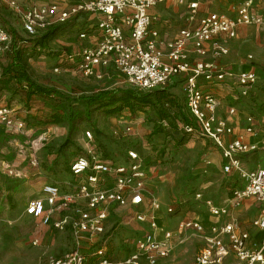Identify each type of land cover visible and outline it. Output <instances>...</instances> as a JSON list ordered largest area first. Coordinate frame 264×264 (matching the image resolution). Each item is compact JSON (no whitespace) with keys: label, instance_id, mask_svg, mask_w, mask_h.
Here are the masks:
<instances>
[{"label":"built area","instance_id":"obj_1","mask_svg":"<svg viewBox=\"0 0 264 264\" xmlns=\"http://www.w3.org/2000/svg\"><path fill=\"white\" fill-rule=\"evenodd\" d=\"M164 1L6 3L31 37L66 23L76 26L79 39L97 29L100 34L91 44L61 51L58 56L86 77L100 79L107 69H115L131 88L143 92L159 89L175 77L181 79L185 118L175 120L177 129L211 142L219 150L222 173L227 177L236 174L237 182L229 184L226 204L219 205L203 193H197L195 201H201L211 216L219 218L229 215V208L238 206L244 198H253L259 211L250 227L261 233L258 243L250 247V230L242 229L235 218L212 225L206 245L195 254L192 264H230L225 262L229 254L237 261L233 264H264V161L255 159L260 154L264 160V117L253 112L259 102L258 89L264 88V77L257 68L239 69L220 62V57L229 53L227 43L237 36L239 28L262 25L264 18L252 0L244 1L231 13L212 11L197 16L198 1L194 0L187 4L185 16L195 24L180 29L170 40H162L158 31L151 29L150 9ZM83 14L93 16L94 21L89 18L80 23ZM11 39L10 32L0 24V56ZM245 59L253 63L252 54ZM222 87H227V97L216 93ZM0 124L14 131L24 127L23 118L7 104L0 105ZM131 127L126 126L124 131L130 133ZM84 136L91 141L95 132L87 129ZM208 156L205 153L201 160L204 167L211 163ZM149 169L133 149H128L121 161L89 150L69 163L66 179L44 182L39 193L27 201L23 215L67 232L72 238L69 251L45 264H157L166 258L171 233L164 231L160 237L156 213L162 203L148 186ZM120 211H125L127 220L146 223V229L125 240L127 254L116 258L111 254L109 234L120 221L109 222V218ZM163 212L173 216L176 209L167 205ZM178 227L203 230L192 220H181Z\"/></svg>","mask_w":264,"mask_h":264},{"label":"rangeland","instance_id":"obj_2","mask_svg":"<svg viewBox=\"0 0 264 264\" xmlns=\"http://www.w3.org/2000/svg\"><path fill=\"white\" fill-rule=\"evenodd\" d=\"M7 1L2 0L0 4V24L10 32L12 39L0 56V76L2 67L11 59L14 46L21 52L30 79L47 92L35 94L26 102L23 93L4 88L0 83V103L16 109L24 121L20 131H5L0 127V263L45 264L72 248V238L67 232L43 225L39 220L23 215V210L44 182L66 179L69 163L78 156L87 155L89 150L112 161L124 159L128 149L137 151L150 166L152 194L159 201L172 203L182 218L194 219L203 214V207L195 201L197 193L217 200L228 192L229 184L237 183L236 177L222 173L219 150L211 142L177 129V108L165 103L171 113L167 118L149 106L134 112L124 108L116 115L105 113V108L90 97L103 90L131 88L125 76L115 69H107L100 79L82 75L70 63L58 59L61 51L71 50L59 40L69 32L77 35L76 29L72 31L73 23L31 37L23 31ZM24 1L26 4H45L49 0ZM72 1L65 0L66 3ZM189 1L193 0H180L174 6L175 11L169 10L165 14L168 20L180 24L177 32L185 26L180 13ZM197 1L200 12L207 13L232 10L246 0ZM252 1L264 13V0ZM156 22L158 20L154 18L151 25ZM246 53H254L258 59L262 56L260 62H264V50L257 51L255 46L244 43L237 50L238 58ZM55 67H58L57 71ZM168 85L169 93L183 105L182 92L172 89L175 82L172 80ZM219 90L225 91L217 88ZM258 92L259 102L253 112L264 117V88H259ZM128 125L132 126L130 133L124 131ZM87 129L95 132L91 141L84 136ZM205 153L211 161L206 167L201 161ZM255 159L264 161L260 154ZM243 219L246 221L244 215ZM238 220L242 221V217ZM121 224L115 225L110 231L111 236L109 234L111 254L116 257L127 254L124 241L136 232ZM195 249L192 246L187 252L191 255L187 264Z\"/></svg>","mask_w":264,"mask_h":264},{"label":"crops","instance_id":"obj_3","mask_svg":"<svg viewBox=\"0 0 264 264\" xmlns=\"http://www.w3.org/2000/svg\"><path fill=\"white\" fill-rule=\"evenodd\" d=\"M179 1L180 0H165L163 3H161L155 7H152L150 9L152 22H153L154 18H156L158 20V22H156L153 26L151 25V29H156L159 33V37L162 40H170V39L174 38L178 33L176 31V29L180 24L176 23V22H172L171 20H168L167 17H165L166 16L165 14L169 10L175 11L176 8L174 6H175V4L179 3ZM1 2H2V0H1ZM254 7H255V5H254ZM186 9H187V6L181 9L180 19H182L183 22L185 21L184 27L193 26L195 24V22L193 24V22H189L186 19V16H185L186 15L185 14ZM233 9L228 10V11H226V10H213V11H224V12L231 13L233 11ZM255 9L264 18V13L262 11H260L257 7H255ZM210 12H212V11H210ZM156 14L158 15L157 17L155 16ZM202 14H206V13H201L199 10V5H198L197 16H200ZM89 18H91L94 21L93 16L86 17L83 14L80 17L79 22L83 23L84 21L88 20ZM75 29H76V26L74 25L72 28V31H74ZM69 33L70 34H68V33L65 34L64 37L59 40V42L61 44L68 45V47L72 51L78 50L82 46H87V45L91 44L94 41V39L100 34L97 29H94L90 34H88V36L86 38L79 39L78 35H76L75 32H69ZM263 34H264V23L262 25H243V26H241L238 30L237 36L227 43L228 47H229V53L227 55L220 57V62H222L223 64H226V65L232 66L234 68H239V69L240 68H257L259 74L264 77V62H260V59L262 56L259 57V59H258V57L256 58L254 53H246L242 58L239 59L238 55H237V50L244 43L246 45L255 46L257 51H258V49H261V51H263L264 50V46L262 47V45H264ZM247 54L253 55V63H248V61L246 62L245 56ZM192 56H194V55L192 54ZM195 58H197V57H195ZM173 81L175 82V85L172 87V89H175L176 92H182V94H183L181 79H179L178 77H175L173 79ZM222 88L225 91L219 90V91H217V94L221 93L222 94V95L220 94L221 97H225V96L227 97V94H228L227 87H222ZM224 92H225V96L223 95ZM0 105H2V104L0 103ZM0 127L3 128L5 131H14L11 129H7L2 124H0ZM246 138H247V140H249L248 137H246ZM218 160H219V165H220V158H218ZM150 175H152V172L149 173V175H148V181H147L148 186H149V183L151 181ZM233 176L236 177V174H233ZM227 194H228V192L225 193L223 195V197H221L217 200L216 199H213V200L215 201V203H217L219 205L226 204ZM197 202H198L199 206L203 207V210H204L203 214L195 217L194 219H187V218H182L181 216H179V214L177 212H176L177 214H175L176 216L165 215V213L163 212L164 206H167V205L173 206V204L172 203H165V202L161 201L162 209L158 210L156 213L160 237L162 236V233L164 231H169L171 233V238H170V253H169V255L166 258L159 259L157 264H187L188 263L187 261L189 260V258L191 256V255L188 256L187 252L191 249L192 246H195L196 249L193 252L192 258H191L190 263H189V264H192L195 254L206 245L205 237L209 236L211 234V232H210L211 226L215 225V224H222V223L229 222L231 219H234V218L237 221H239L238 220L239 217L240 218L242 217V221L238 222L240 227L242 229L248 228L250 230L251 238L249 240V246L253 247L254 245H256L258 243L259 239L261 238V233L257 229L250 227V221L258 214V211H259V205H258L257 201H255L253 198H244L238 206H231L229 208L230 209L229 215H225V216H222L219 218L211 216L209 214V212L207 211V209L205 208V206L201 202H199V201H197ZM242 214L246 218V221L243 219ZM113 217L109 218V219H111V220H109V222H112ZM114 218L116 220L120 221L122 223L121 224L122 226L128 227L129 229H132L133 231H139V230L141 231L142 229H146V223H139L136 221L127 220V218L125 216V211H120L119 213H117V216ZM175 219L177 220V222L174 225V221H176ZM181 220L196 221L202 225L203 230L202 231H196L193 229H180L178 227V225H179V222ZM117 252L118 251H115L114 254H117ZM119 252H120V249H119ZM122 257H124V256L116 257V258H122ZM225 262L230 263V264L237 263L235 257L232 254H229V256L225 259Z\"/></svg>","mask_w":264,"mask_h":264},{"label":"trees","instance_id":"obj_4","mask_svg":"<svg viewBox=\"0 0 264 264\" xmlns=\"http://www.w3.org/2000/svg\"><path fill=\"white\" fill-rule=\"evenodd\" d=\"M56 27L49 31H54ZM51 32V33H52ZM11 59L8 64L4 65L1 70L0 83L2 87L10 89L13 88L15 92H21L24 94L26 102H29L35 94L42 95L47 91L35 84L29 77L25 62L22 60L21 52L12 47ZM169 85H165L161 89L154 91H139L133 88L128 89H115V90H103L96 95L90 97V100L97 103L99 106L105 108V113L109 115H116L120 113L124 108L134 112L136 110H143L149 106L156 109L157 112L163 117L167 118L171 115L168 107H165V103L170 107L177 108V116L175 120L181 116L185 118L183 114V105H179L175 98L169 93ZM175 115V113L173 114Z\"/></svg>","mask_w":264,"mask_h":264}]
</instances>
